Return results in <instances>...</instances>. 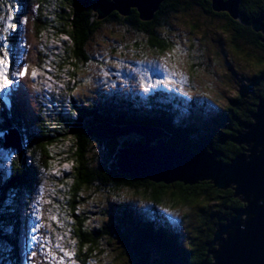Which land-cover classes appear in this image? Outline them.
<instances>
[{"label": "trees", "instance_id": "trees-1", "mask_svg": "<svg viewBox=\"0 0 264 264\" xmlns=\"http://www.w3.org/2000/svg\"><path fill=\"white\" fill-rule=\"evenodd\" d=\"M4 1L8 0H0V46H6L9 50L12 44H16L15 31L4 23L8 20L10 24L18 26L23 13L27 15L25 63L27 65L29 62V73L34 62L43 66L49 53H53L50 48L49 52L40 48L42 32L56 39L68 36L75 46L68 49L64 59L57 58L56 62L57 65L79 69V76L74 72L78 77V89L83 82L80 70L88 69L91 63L89 47L105 25L122 27L126 37H133V47L140 57L145 53L163 56L164 53L171 55L180 41V36L170 30L173 26L169 23L172 15L188 14L195 10L216 14L212 0H164L152 21H142L136 10H132L130 16L113 12L104 20H99L97 0H32L29 8L22 5L18 8L14 2L11 6L8 3L4 5ZM224 16L239 26L237 19H230L229 13ZM238 18L243 26H239L242 31L236 30L234 39L261 47L262 32L257 34L254 24H264V0H241ZM21 82L24 89L28 84L33 85L29 81L25 86V76ZM251 82V85L243 88L239 98L231 100L226 107L211 105L206 99L188 101L177 91L159 90L130 95L110 93L112 96L107 99L105 107L100 106L98 101L86 104L72 100L73 113L78 114V119L71 121L60 114V119L51 124L37 110L28 112L23 116L26 122L20 130L29 142L27 150L31 165H27L25 157L10 161V173L0 185V264H19L20 199L26 193L32 195L31 192L40 183L42 172L56 156L50 146L57 142L60 147V142L67 138L73 139V146L67 147H71L68 157L73 162V170L66 179L64 206L73 218L71 228L77 237L78 260L83 264H94L115 243L122 247L121 256L128 258L131 264H156L158 261L155 258L167 252L186 264L212 263L214 255L208 256L209 244L224 223L237 217V213L247 207L244 198L236 197L233 187L220 190L212 182H201L193 187L181 183L166 185L149 180L135 181L118 170L120 150L127 149L131 143L127 141L133 137L99 140L88 132L108 119L113 121L112 118L116 123L125 122L127 126L143 124L160 127L168 135L163 137L167 144L179 152L188 150L199 153L200 146H205L218 160L228 163L250 155L249 145H239L233 140L256 124L254 115L264 99V71L255 74ZM38 87L41 88V84ZM20 118L22 116L13 120L20 123ZM5 128L6 125H2L0 130L5 131ZM3 148L4 137H1L0 150ZM59 149L65 153V149ZM127 192L133 194L134 202L126 200L128 198L124 194ZM189 192L194 193L188 196ZM102 195L103 199L97 198ZM139 200L144 201V205L139 204ZM190 202L198 205V211L205 219L209 216L211 220H204L199 227L188 223V229H184L181 220L188 219L187 213L176 220L168 215L174 209L182 211L188 208ZM213 207L229 212L210 215L207 210Z\"/></svg>", "mask_w": 264, "mask_h": 264}, {"label": "rangeland", "instance_id": "rangeland-1", "mask_svg": "<svg viewBox=\"0 0 264 264\" xmlns=\"http://www.w3.org/2000/svg\"><path fill=\"white\" fill-rule=\"evenodd\" d=\"M13 2L14 5L18 4V8L21 5L29 8L32 0H17V2L8 0L3 4L8 3L11 6ZM220 14H222L220 17L217 16ZM226 14L227 12H222L212 15L195 10L188 14L172 15L169 23L173 26L170 30L180 36L177 47L180 51L174 50L171 55L164 53L163 56L145 53L140 57L133 47V37H126L122 27L105 25L89 47L91 56L89 68L80 70L83 82L75 93L76 100L79 103L84 101L86 104L98 101L100 106L105 107L107 99L112 96L107 95L108 93H149L159 91L161 88L163 91L166 89L177 91L188 101L206 99L211 105L226 107L231 100L239 98L244 87L252 84L251 79L255 74L264 71V33L262 32L261 47L242 39L235 40L236 30L242 31L239 27L243 26L242 21L238 18L239 26L232 24L224 16ZM229 17L233 20L231 15ZM7 19L6 15L5 20ZM4 24L10 22L7 20ZM50 38L52 37L48 35L46 40ZM49 46H51L50 41ZM10 50L14 54V47H10ZM12 53L9 52V60ZM26 55L27 53L21 58L25 60ZM49 55L52 56L51 53ZM52 58L60 57L56 55ZM27 65H29L28 61ZM154 68L156 70H153ZM10 70L9 64L8 74ZM31 72L25 76V85L29 81L35 82ZM51 72H54V68L48 67L46 77L47 79L48 75L50 78L53 77L57 86H64L67 83L54 78ZM42 86L43 90L48 92L45 77ZM4 94L0 93L2 96ZM9 163L4 150H0V185L3 184L6 176L8 177ZM50 184L52 185V182ZM50 189L57 190L55 186H50ZM124 195L128 198L126 200L134 202L132 193L127 192ZM97 198L103 199V195ZM138 203L144 205V201L139 200ZM207 211L210 215L214 212L225 214L229 212L218 207L208 208ZM185 213L189 217L181 220L184 229H188V223L199 227L204 220H211L209 216L205 219V216L198 211V205L194 203L189 204L188 208L182 211L174 209L168 215L176 220ZM42 215L45 216L46 213L43 212ZM122 253V247L114 243L112 247L107 248L101 260H96L94 264H131L128 258L124 259L121 256Z\"/></svg>", "mask_w": 264, "mask_h": 264}, {"label": "water", "instance_id": "water-1", "mask_svg": "<svg viewBox=\"0 0 264 264\" xmlns=\"http://www.w3.org/2000/svg\"><path fill=\"white\" fill-rule=\"evenodd\" d=\"M164 0H97L99 20L113 12L130 16L132 10L139 13L142 21H152ZM213 11L227 12L233 19L239 17L240 0H212ZM256 32L264 33V24H254ZM264 41V40H263ZM256 124L239 134L233 141L249 145L250 155L223 163L214 153L200 146L199 153L178 151L167 144L168 135L160 128L148 126H122L114 120L94 127L88 134L99 140L122 139L131 135L127 149H121L118 158L119 173L135 181L149 180L155 184L196 186L212 182L220 190L232 185L236 197L244 198L247 207L237 217L220 227L215 239L209 244L212 263L204 264H264V99L254 115ZM20 148L21 138L7 135L4 149ZM213 250V248H216ZM156 264H186L172 253L155 258Z\"/></svg>", "mask_w": 264, "mask_h": 264}, {"label": "clouds", "instance_id": "clouds-1", "mask_svg": "<svg viewBox=\"0 0 264 264\" xmlns=\"http://www.w3.org/2000/svg\"><path fill=\"white\" fill-rule=\"evenodd\" d=\"M35 4L36 3H34V10H36ZM240 4H241V0H240ZM21 20L26 21V23L21 25L20 24ZM28 23H29V17L27 15L21 16L19 18V21H18V26L15 30V33L17 35L16 36V45L19 44L20 46H22L23 49L25 50V52H27L26 49L28 48V39H27V37H28ZM47 36L42 32V35L40 38V43H41L40 48L44 51L49 52L50 47H49V44L46 40ZM13 47H14V45L12 44V48ZM12 55H13V53H12ZM51 55H52V52H51ZM10 61H14L12 59V57L10 58ZM18 64H19V62L12 63L10 65L11 70L9 71L8 76L9 75L11 76V77H9V79L12 81V83L10 84L9 88L5 90V92H4L5 94L3 96L0 95V126L2 127V125H6L5 131L0 130V138L4 137V141H5V137L7 135H10L11 133H13L18 138H21V147L20 148L10 147L8 150H5L4 148H3V150L6 154V158L9 161L16 160V159L23 160L25 157L26 163L29 166V165H31L30 154L28 153V150H27L29 142H28L27 137L24 136L20 130V127L26 122V118L23 116L29 112V108H28L29 105L27 104L26 100H24V95H27L28 98L35 96L34 101H36L37 103L35 102L33 104L34 112L38 111V113H40L42 115L44 114L46 120L49 121L51 124H53L57 121L60 114L64 115V117L69 118L70 121H71V119L72 120L77 119L78 116H76L75 113H73V111L75 109L73 104H72L73 109L71 112H66V109L68 107V103H70L72 100L75 101V99H76L75 95L71 96V97H70V95L72 93L76 92L78 89V88H76V86L78 84V79L75 77L74 72L78 75L79 69L76 68L74 71L70 72L72 79L75 80V82H73V81L70 82L69 93H66L63 90L62 86L58 87L56 85L55 80L53 81V77L50 78L48 76V79H47V77L45 76L48 72V67H52V68H54V72H51L50 74L54 75V78L56 77L57 79H60L59 74H61L63 67H64V65H61V64L57 65L56 59H53L50 55L48 57L47 62L45 61L43 63V66H38L36 64V66L38 67V70H42L44 72L43 74L42 73L37 74V76H39V75L42 76L41 79L40 80L35 79L36 83H33V85H31V84H28L27 86L25 85L26 86L25 89L24 88L21 89V87H20V85H22V87L24 85L21 82L22 78H18L16 76L12 75V73L14 71L18 70ZM58 68H60V70ZM44 77L46 78L48 92L43 90L42 85H43ZM18 83H20V85H18ZM39 84H41V88L38 87ZM50 84H52L51 87L49 86ZM159 90H162V89H159ZM164 91H170V90L166 89ZM174 92H176V91H174ZM134 93H137V92H134ZM139 93H141V92H139ZM120 94H122V93H120ZM57 95L60 96V98L62 99V102L65 104L61 105V108L64 107L63 110L61 109V112H58V114H56V118L52 119V116H51L52 113H51L50 106H51V104H54L56 101H58ZM65 95H67V96H65ZM107 95L110 96V93H108ZM124 95H126V94H124ZM69 97L71 99H69ZM41 108H42V110H41ZM21 116H22V118H20L21 119L20 123H18L17 120H13L14 118L21 117ZM110 118H112V117H110ZM112 119L115 120V118H112ZM115 122H117V121H115ZM106 123H107V121H106ZM124 123H120V124L122 126L128 125V124L125 125L126 123L125 124ZM134 126H147V125L140 124V125L127 126V127H134ZM1 127H0V129H1ZM148 127H152V126H148ZM154 128H156V127H154ZM157 128H160V127H157ZM160 129H162V128H160ZM54 144L55 143H53V145ZM53 145L50 146V150H51V147ZM57 156L58 155H56L54 157V159L52 160L49 167L47 169H44V171L42 172L41 177L39 179L40 183H38L35 191L31 192L32 195L36 193V197L33 198V202L31 204H30V202L29 203L27 202V203L29 205L36 206L34 203V200H36L37 197H40L39 202L41 203V205L39 206V209H41L43 212L46 213V215L44 216L45 220L48 219V222L52 225L54 224L55 226H59L61 222L62 223L67 222L69 228L66 231L65 237L61 233L62 234L61 238L59 237V235L57 233H53V232H51V234L48 232L44 234V237L47 239L49 244H51V240H52L53 251H51L52 248L50 247V251H46L43 253L41 250L42 241H41V243L37 242L36 245L32 244L34 247V250H33L31 244H29L30 243V238L28 236L29 231L27 232L24 230L25 229L24 223H26V221L29 220V218L26 217V214L27 213L29 214V212H31V211L24 209L20 205L21 206V212H20L19 219L21 221V225H20V233L18 235L19 264H23V262H29V264H60L58 262L57 255H59V252L62 254L61 247H63V246H69L70 248H72L71 254L68 256V259H69L68 264H83V262L78 260L77 256H76V251L78 249V242H77V237L74 235L73 229L71 228V224L73 223V221H72L73 218L70 217V213L68 211V208H66L64 206L67 183L63 179L59 178L57 190H55V191L51 190L50 186L48 184H46V182L43 183L44 175L45 174L48 175L51 172V170L53 168L52 165H54V160L57 158ZM13 157H15V158H13ZM8 169H9V166H8ZM45 170H46V172H45ZM3 177H5V174H3ZM38 193H40V194H38ZM25 197L27 200H30L32 198L31 195L29 196V195H27V193H26ZM234 218H236V217H234ZM221 219H222V216H221ZM35 224L38 225L39 222H35ZM23 244L27 247L28 253L25 252ZM26 264H28V263H26Z\"/></svg>", "mask_w": 264, "mask_h": 264}, {"label": "bare ground", "instance_id": "bare-ground-1", "mask_svg": "<svg viewBox=\"0 0 264 264\" xmlns=\"http://www.w3.org/2000/svg\"><path fill=\"white\" fill-rule=\"evenodd\" d=\"M23 15H25V14L23 13ZM49 41L51 42V46H49V47L53 51L52 55L53 56L59 55V57L61 59H64L65 56L68 55L67 51H68V49L70 47H71V49H73L74 46H75V45L74 46L72 45L71 39L68 38V37H66V39H65V36H62V39L61 38H58V39L50 38L49 40H47L48 44H49ZM18 58H20V57H18ZM70 58H73V56H71ZM74 70H75L74 67L70 68L69 66H64L61 74H59L60 81H63V82L67 81V83L64 84V86L61 85L63 90L66 93H69V86H70L69 84H70V82L71 81L75 82V80L72 79V76L70 74V72H72ZM49 86L51 87L52 84H50ZM75 93L76 92L72 93L71 95L69 94L70 97L74 96ZM65 96H67V95H65ZM70 97H69V99H71ZM57 99H58V101H56L54 104H51V106H50L51 113H52V115H51L52 119H55L56 118V114H58V112H61V105H62L63 102H62V99L60 98L59 95H57ZM72 109H73L72 103L70 102V103H68V107L66 109V112H71ZM75 115L77 116L78 114L76 113ZM66 125H68V124H66ZM72 140H73L72 138H67L66 140H62L60 142V147H59L58 143L54 144L51 147L52 152L54 151V153L56 155H58V156L54 160V165H52L53 168H52L51 172L47 175V178H46V184H48L49 186H55L57 188V185H58V182H59V178L63 179L66 182V179H67L68 175H70L71 171L73 170V162L70 161V158L68 157V151H69V149L71 147L69 149H67V147L73 146V141ZM59 148L65 149V153L60 151L61 149H59ZM51 182H52V185L50 184ZM232 187L234 189H236L235 185H232L231 188ZM31 197L32 198L30 200H27V199L25 200L24 198H21L20 200L22 201V203H27V202L29 203L30 202V204H31L33 202V198L36 197V193L31 195ZM40 205H41V203L39 202L35 206L34 211L29 212V214L26 212L27 213L26 217H28L29 220L26 221V223H24V225H25V229L24 230L27 231V232L29 231V235L28 236L30 238V241L33 240L31 244H34L35 240H38V233H39V229H40V242L42 241L41 245L44 246V252H46V251H50V247L52 248L53 244H52V240H51V244H49L47 239L44 237V234L47 233V232L51 234V232H53V233H57L60 238H61L62 234L65 237L66 231L68 230L69 227H68L67 222H63V223L61 222L59 226H55L54 224L53 225L50 224L48 222V219L45 220L44 216L42 215L43 211L41 209H39ZM35 222H39V224L36 225ZM23 247L25 249V252L28 253V249H27V247L24 244H23ZM71 250H72V248H70L69 246L61 247L62 254L59 252V255H57V259H58V262L60 264H68V262H69L68 256L71 254ZM51 251H53V248L51 249Z\"/></svg>", "mask_w": 264, "mask_h": 264}, {"label": "snow or ice", "instance_id": "snow-or-ice-1", "mask_svg": "<svg viewBox=\"0 0 264 264\" xmlns=\"http://www.w3.org/2000/svg\"><path fill=\"white\" fill-rule=\"evenodd\" d=\"M24 23H26V21L24 20L20 21L21 25H23ZM8 27L9 29H12L13 31H15L17 28V25L13 23V24H9ZM4 40L6 44L7 37H5ZM175 51L179 52L180 49L177 48L175 49ZM9 64H10L9 51L6 49V46H0V93H4L5 90L8 89L10 84L12 83V81L9 79V76H8ZM156 67L158 68L159 66L157 65ZM28 68H29L28 65L20 64L18 65V70L14 71L12 75L18 78H23L24 76L28 75ZM153 70H156V68H154ZM31 76L32 77L36 76L35 70L31 72Z\"/></svg>", "mask_w": 264, "mask_h": 264}, {"label": "built area", "instance_id": "built-area-1", "mask_svg": "<svg viewBox=\"0 0 264 264\" xmlns=\"http://www.w3.org/2000/svg\"><path fill=\"white\" fill-rule=\"evenodd\" d=\"M35 241L38 242V243H41L40 242V229H39V233H38V240H35ZM41 250L44 253V246L43 245H41Z\"/></svg>", "mask_w": 264, "mask_h": 264}, {"label": "flooded vegetation", "instance_id": "flooded-vegetation-1", "mask_svg": "<svg viewBox=\"0 0 264 264\" xmlns=\"http://www.w3.org/2000/svg\"><path fill=\"white\" fill-rule=\"evenodd\" d=\"M11 48H12V45H11ZM9 52L11 53L12 51L9 49ZM194 192L196 193V191H194ZM194 192H189L188 193V196L191 195V194H193Z\"/></svg>", "mask_w": 264, "mask_h": 264}]
</instances>
